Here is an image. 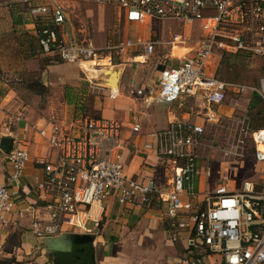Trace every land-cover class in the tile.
<instances>
[{"label": "built area", "instance_id": "obj_1", "mask_svg": "<svg viewBox=\"0 0 264 264\" xmlns=\"http://www.w3.org/2000/svg\"><path fill=\"white\" fill-rule=\"evenodd\" d=\"M70 2L112 6L127 23L152 18L181 22L185 29L170 36L167 43L171 46L185 43L196 24L201 37L189 51L174 58L175 64L160 70L156 99L173 102L194 98L197 101L191 111L201 121H169L151 131V141L143 143V149L156 150L158 161L171 173L163 186L153 177L138 178L124 171L122 120L51 115L36 129L47 151L33 159L42 172L33 176L36 212L30 232L37 239L64 232L93 233L99 226L91 212L94 204L110 199L121 205L158 201L171 239L177 241L182 231L188 233L179 264H200L208 255H218V264H264V128L251 129L240 120L231 141L206 139L209 128L227 120L220 113L227 95L234 99L251 90L264 99V91L258 86L218 76L226 54L259 58L264 69V0H16L14 5L26 7L41 52L64 62L99 58L92 43L75 35L68 18ZM138 45L152 53L156 42L133 41L126 36L118 48L122 51ZM0 77L5 83L20 80L13 74ZM93 88L103 94L108 89L104 85ZM135 95L143 96V91L138 89ZM130 127L133 133L141 132L135 116ZM204 149L207 162L202 161ZM212 149L217 150L215 155L208 153ZM6 157L10 170L6 181L0 183V225L11 221L21 201L20 178L31 159L16 138ZM245 157L258 169L256 179H241L233 172ZM201 250L205 253L193 256Z\"/></svg>", "mask_w": 264, "mask_h": 264}, {"label": "rangeland", "instance_id": "obj_2", "mask_svg": "<svg viewBox=\"0 0 264 264\" xmlns=\"http://www.w3.org/2000/svg\"><path fill=\"white\" fill-rule=\"evenodd\" d=\"M15 1L0 0V63L2 65L0 74L22 76L20 80L12 79L9 82L11 85L20 86L17 85L19 83L34 85L32 90L26 89L28 92H25V96L27 95L25 108L28 109L25 120L36 129L41 124L47 123L51 115L96 117L101 115L100 108L120 107L117 102L113 106V99H105L106 96L101 90L93 88V84L101 83L100 77L102 78L105 73H112L114 68H118L119 73L121 67L124 68V73L127 68L132 71L136 70L141 78L139 85L145 84L147 91L153 90L158 71L170 62L175 63V59L170 56V51L173 56H178L186 52L188 47L195 46L201 37V30L198 27H192L190 37L186 42L171 48L167 43L170 34L184 31L183 24L178 21L152 18L139 25L135 23L125 25L115 8L111 6L70 2L68 18L75 35L80 40L85 39L92 43L98 50L97 57L99 58L95 59L96 62L94 60L83 61L81 65L78 63L62 65L63 61L42 54L39 49L35 53L37 57L29 56L30 49L26 47L25 41L29 37L32 38L33 29L29 27V20L25 13L26 7L24 5L15 6ZM13 19H19L21 22L13 23ZM126 35L133 41L149 39L156 42L153 52L145 55L146 52L139 45L120 51L118 47ZM134 55H143L145 61L142 63L134 59ZM96 63L97 66H95ZM119 73H113L112 77L118 78ZM218 76L230 82L258 86L264 91L263 62L256 57L226 55L220 64ZM252 93L251 90H246L234 99L227 95L225 101L227 105L222 104L220 112L224 116L229 115L231 108L228 105H231L234 108L232 116L225 120L223 125L211 127L212 134L220 142L231 141L236 137L235 130L241 125L240 120H244L250 128L251 122L264 126V114L257 116L256 112L248 106ZM185 104L192 107L194 102L189 101ZM151 107L154 108V105ZM258 108L264 112V103H260ZM112 113L118 117L123 115L122 110L115 108ZM140 121L144 125L148 124V121L142 117ZM25 141L27 140L22 139L21 143L24 144ZM210 152L215 155L217 150L212 149L208 153ZM207 157H204L202 161L207 162ZM244 159V163L233 172H236L237 177L241 179H256L258 169L252 165L248 157ZM148 230L151 231L147 233ZM150 233L157 240H150V243L146 245L148 242L146 235ZM163 233L162 227L157 225V222L146 223L140 218H131L127 222L108 219L107 226L102 225L99 232L102 236L96 247V263L100 262L102 252L107 250L116 255L113 264H179V259L184 257L183 252L175 253V249L166 246V236L164 237ZM40 252V248L34 250L23 261L34 263L35 255Z\"/></svg>", "mask_w": 264, "mask_h": 264}, {"label": "crops", "instance_id": "obj_3", "mask_svg": "<svg viewBox=\"0 0 264 264\" xmlns=\"http://www.w3.org/2000/svg\"><path fill=\"white\" fill-rule=\"evenodd\" d=\"M77 3V2H74ZM86 3V2H85ZM101 6V5H99ZM112 7V6H111ZM114 8V7H113ZM117 14L119 16L118 10ZM122 21V20H121ZM123 22V21H122ZM125 25L130 23L123 22ZM181 23V22H179ZM138 24L139 23H135ZM182 24V23H181ZM184 26V25H183ZM29 27L33 29L32 38L29 37L25 41L26 47L30 49V55L33 57H37L35 55L36 51L41 52L37 36L35 34V29L33 28L32 24L29 23ZM192 27H197L196 24L192 25ZM31 29V30H32ZM185 29V26H184ZM192 31V30H191ZM175 33L172 32L170 36ZM202 34V32H201ZM127 36V35H126ZM33 39V40H32ZM170 39V38H169ZM145 40V39H144ZM149 40V39H147ZM170 45V44H169ZM183 45V44H182ZM174 45H170L172 48ZM186 47V46H183ZM194 47V46H193ZM37 48V50H36ZM192 48V47H191ZM191 48H187L189 51ZM186 51V52H187ZM185 52V53H186ZM42 53V52H41ZM44 54V53H42ZM184 54V53H183ZM47 55V54H46ZM147 55V53L145 54ZM54 56V55H48ZM170 56L172 58L178 57L173 56L170 51ZM180 56V55H179ZM239 56V55H237ZM134 59L137 57L136 55L133 56ZM58 59V58H57ZM89 61V60H83ZM80 62H64L61 63L62 65H66L65 63H78L81 65ZM95 61V60H94ZM96 62V61H95ZM42 64H46L41 62ZM143 63V62H142ZM169 63V62H168ZM173 62H170L171 64ZM176 63V61H175ZM173 63V64H175ZM98 64L96 63L95 66ZM109 65V64H108ZM131 65V64H130ZM220 68V67H219ZM123 67H121L120 75L118 77V81L116 84V79L111 77V79H115V85L117 86L118 90L115 91L112 86L108 84H104L102 82V78L100 77L101 83H95L94 85H104V87L108 89H104L105 93H116L113 97L105 95V99H113V106L114 103L117 102L120 107H103L100 108L101 115L106 118H114L122 120L124 123L123 129V148L121 149V158L122 163L124 165V171L126 174L130 176H135L138 178H147L153 177L155 181L165 186L167 183L168 177H170L171 173L168 168L161 165L157 159L156 150L152 149H143L142 145L145 142L151 141L149 137V133L151 131L163 128L167 125L169 121H173L175 119H188L194 122H200L201 119L199 116H196L192 113L191 107L188 106L187 102L195 103L197 100L192 98L187 99H179L173 102H163L156 99L157 95V85H158V77L159 72L156 76V80L154 81V89L147 91L145 88V84H140V74L136 70L128 69L126 72H123ZM2 70V65L0 63V71ZM20 77L19 74H15ZM111 84V83H109ZM16 85H11L9 83H5L3 79L0 77V138L3 135H11L12 138H16L20 141L22 139H26L25 143L23 144L24 147L29 152L31 159L26 163L23 175L20 178L21 187L19 193L21 195V201L17 204L13 215L11 216V221L6 225H0V264H30V262H24L23 259L26 256L32 254V252L36 249H41V252L38 255H35L32 264H56L52 260L51 253L45 250L44 245L41 246L40 239H37L33 236V234L29 230V225L33 219V215L36 212L35 205L33 202L36 200V193L33 190V176L40 174L41 168L36 165L33 161L34 157L37 155H44L46 153V147H44L41 143V138L37 135L36 128L31 127L30 123L25 120V116L28 112V109L25 108V92L27 90H32L34 85L22 84L19 83ZM25 85L24 87H21ZM25 88V89H24ZM27 89V90H26ZM141 89L143 91V96H137L136 91ZM130 90H133L134 93L130 95ZM104 93V94H105ZM129 93V94H125ZM255 93V92H253ZM252 93V94H253ZM257 94V93H255ZM258 95V94H257ZM252 96V95H251ZM260 96V95H259ZM261 97V96H260ZM122 101H119V100ZM262 102L264 103V99L261 97ZM250 102V101H249ZM226 104V102H225ZM154 105V108L151 106ZM227 105V104H226ZM250 107V103H248ZM193 107V106H192ZM231 108V113L229 115L224 116L229 119L232 116V111L234 108L231 105H228ZM259 105L250 107L253 112H256ZM114 108L116 110H122V116H116L113 114ZM152 111V113L150 112ZM149 112V114H147ZM106 113V114H104ZM147 114V115H146ZM145 115V116H144ZM136 117L139 123L141 124V132L140 133H133L131 131L132 119ZM142 119H146L148 124H142ZM264 128L263 125H260L256 122H251V129H259ZM206 139H216L211 132V128H209V135L207 133ZM0 145V183L6 181L8 172L10 170V163L6 157V153H4L1 149ZM259 148H262V145H259ZM202 157H206L207 152L206 149L203 150ZM201 163H203L201 161ZM199 188H203V179L200 180ZM35 209V210H34ZM92 216L98 220L99 226L94 229L93 233H77V232H70L74 234H81V235H89L91 237V253H93L96 263V247L102 235L99 234L102 225L105 227L108 224V219L111 220H119V222H127L131 218L138 219L146 222V223H153L157 222V225L162 227L163 235L165 238V244L169 248L175 249V253L185 251L186 246V237L187 231L181 232V237L177 241H173L171 239V233L169 230L168 222L163 218V208L162 205L158 201H152L149 205H121L118 204L115 200L110 199L103 202L101 205L94 204L91 208ZM89 226L93 225V222H88ZM103 229V228H102ZM151 230H148L149 233ZM148 236V237H146ZM146 240L148 241L146 245L150 243V240H157L154 235L151 233L146 235ZM57 253V252H54ZM205 251L201 250L200 253H194L193 256H198L200 254H204ZM116 255L113 253H109L107 250L102 252L100 262L101 264H113ZM220 261V257L218 255H208L202 259L200 264H218ZM96 263V264H100Z\"/></svg>", "mask_w": 264, "mask_h": 264}, {"label": "water", "instance_id": "obj_4", "mask_svg": "<svg viewBox=\"0 0 264 264\" xmlns=\"http://www.w3.org/2000/svg\"><path fill=\"white\" fill-rule=\"evenodd\" d=\"M112 73H105L102 77V82L105 84L110 83L112 81L111 77L112 74L117 72L119 73L118 68L112 69ZM120 75V73H119ZM119 77V76H118ZM118 78L116 79L117 84ZM112 85V84H111ZM13 138L11 135H3L0 138V145L1 149L4 153L8 154L12 148ZM79 237H91L89 235H81V234H74L70 232H64L60 235L53 236V237H43L40 239L41 243L44 244V248L48 252H57V253H64L69 252L72 249L74 244H77Z\"/></svg>", "mask_w": 264, "mask_h": 264}, {"label": "flooded vegetation", "instance_id": "obj_5", "mask_svg": "<svg viewBox=\"0 0 264 264\" xmlns=\"http://www.w3.org/2000/svg\"><path fill=\"white\" fill-rule=\"evenodd\" d=\"M78 243L72 246V249L69 252L64 253H51L52 260L56 264H93L95 262V258L93 253L89 251V247H91V239L89 237H79ZM75 246L80 247V255L78 258H73L71 256V251Z\"/></svg>", "mask_w": 264, "mask_h": 264}, {"label": "trees", "instance_id": "obj_6", "mask_svg": "<svg viewBox=\"0 0 264 264\" xmlns=\"http://www.w3.org/2000/svg\"><path fill=\"white\" fill-rule=\"evenodd\" d=\"M18 5H21V4H18ZM18 5H15V6H18ZM20 22L21 21L19 19H13V23H20ZM226 55H231V54H226ZM225 56H224V59H225ZM233 56H237V55H233ZM249 103L251 105L250 107H253V106H256L257 104L259 105L260 103H262V99L259 95L253 93ZM255 114H257V116H262V114H264V112L258 108L256 110ZM80 247L81 246H75L73 248V250L71 251V253H69V254H71V256L73 258H78L80 255H82V253H80ZM89 248H90L89 251L91 252V247H89ZM200 255H198V256H200ZM93 264H96V263L94 262Z\"/></svg>", "mask_w": 264, "mask_h": 264}, {"label": "bare ground", "instance_id": "obj_7", "mask_svg": "<svg viewBox=\"0 0 264 264\" xmlns=\"http://www.w3.org/2000/svg\"><path fill=\"white\" fill-rule=\"evenodd\" d=\"M185 53V52H184ZM183 54V53H182ZM182 54H180V55H182ZM179 56V55H178ZM136 60H139V61H141V62H144L145 61V57L143 56V55H139V56H137V58H135ZM111 84H114L115 85V79H112V81L110 82ZM99 84V83H98ZM113 87V89L115 90V91H117L118 90V87L117 86H112Z\"/></svg>", "mask_w": 264, "mask_h": 264}]
</instances>
